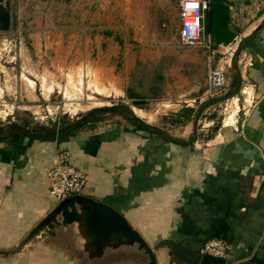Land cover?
<instances>
[{
	"label": "crops",
	"instance_id": "0c3cea01",
	"mask_svg": "<svg viewBox=\"0 0 264 264\" xmlns=\"http://www.w3.org/2000/svg\"><path fill=\"white\" fill-rule=\"evenodd\" d=\"M234 7L238 14L227 5L234 41L218 44L230 51L217 60L229 66L236 53L233 121L208 127L206 139L190 127L167 135L110 124L61 141L28 139L20 130L0 136V251L12 248L55 204L45 173L62 148L85 172L82 194L118 211L152 248L154 264H181L164 240L199 252L209 238L228 243L224 264H264V12L242 16L245 6ZM192 87L194 95L198 86ZM63 231L0 264H148L126 251L88 259Z\"/></svg>",
	"mask_w": 264,
	"mask_h": 264
},
{
	"label": "rangeland",
	"instance_id": "374dc122",
	"mask_svg": "<svg viewBox=\"0 0 264 264\" xmlns=\"http://www.w3.org/2000/svg\"><path fill=\"white\" fill-rule=\"evenodd\" d=\"M223 1L236 13L244 5L242 16L264 12V0ZM8 13L9 27L0 31V136L65 125L110 105L123 116L98 112L93 126L132 128L133 114L153 133L190 127L204 140L208 127L233 121L236 53L223 67L225 85L208 89L203 47L178 43L176 0H8ZM225 48L213 45L210 67ZM129 90L138 97L128 98Z\"/></svg>",
	"mask_w": 264,
	"mask_h": 264
},
{
	"label": "water",
	"instance_id": "95a60500",
	"mask_svg": "<svg viewBox=\"0 0 264 264\" xmlns=\"http://www.w3.org/2000/svg\"><path fill=\"white\" fill-rule=\"evenodd\" d=\"M8 27V0H0V31ZM56 229L64 230L81 244L80 251L88 259L102 257L106 251H126L141 254L148 264H154L152 248L139 232L110 205L82 192L56 202L12 248L0 251V258L21 255L36 239L55 235ZM161 243L181 264H224L222 258L186 248L174 240Z\"/></svg>",
	"mask_w": 264,
	"mask_h": 264
},
{
	"label": "built area",
	"instance_id": "2783aa9c",
	"mask_svg": "<svg viewBox=\"0 0 264 264\" xmlns=\"http://www.w3.org/2000/svg\"><path fill=\"white\" fill-rule=\"evenodd\" d=\"M209 2L210 0H176L178 43L181 46L203 47L208 63L214 54L213 43L204 29V14L208 9ZM206 82L210 90L222 88L226 83L224 69L209 65ZM45 176L47 193L54 200V203L68 196L81 193L86 183L85 172L70 163L68 151L62 148L54 153V162L46 170ZM228 249L229 245L225 240L209 238L204 241L199 252L223 258Z\"/></svg>",
	"mask_w": 264,
	"mask_h": 264
},
{
	"label": "trees",
	"instance_id": "16d2710c",
	"mask_svg": "<svg viewBox=\"0 0 264 264\" xmlns=\"http://www.w3.org/2000/svg\"><path fill=\"white\" fill-rule=\"evenodd\" d=\"M228 21L229 17L227 4L223 0H210L208 9L204 14V27L214 45L227 44L233 39L234 31L229 28ZM127 96L128 98L138 97L137 94L132 93L130 90L128 91ZM133 103L135 105V102ZM202 105H204V103H202ZM98 112H112L123 116L121 111L115 105L100 106L87 110L86 112L80 114L76 119L66 122L65 125L63 124L61 126H57L54 123L50 127L40 126L36 128V131L28 132V139L37 138L42 140L53 139L56 141H61L62 139L73 135L76 131L86 126L92 128L93 125L99 121L98 118L94 116ZM127 118L130 120V122H132L134 129L153 132L150 126L145 124L133 114H130V116H127ZM165 139L172 142L174 141L184 143V141L170 137H165Z\"/></svg>",
	"mask_w": 264,
	"mask_h": 264
},
{
	"label": "bare ground",
	"instance_id": "6f19581e",
	"mask_svg": "<svg viewBox=\"0 0 264 264\" xmlns=\"http://www.w3.org/2000/svg\"><path fill=\"white\" fill-rule=\"evenodd\" d=\"M227 114H228V113H227ZM231 116H232V115H230V114L227 115L228 118H230ZM226 120H228V119H226ZM226 124H227V123H226Z\"/></svg>",
	"mask_w": 264,
	"mask_h": 264
}]
</instances>
